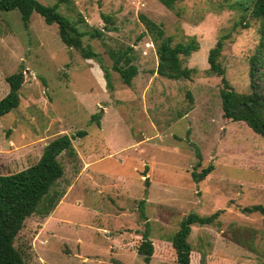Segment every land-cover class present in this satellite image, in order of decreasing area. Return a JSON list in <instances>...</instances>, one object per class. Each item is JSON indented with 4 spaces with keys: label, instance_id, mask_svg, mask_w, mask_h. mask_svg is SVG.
<instances>
[{
    "label": "rangeland",
    "instance_id": "374dc122",
    "mask_svg": "<svg viewBox=\"0 0 264 264\" xmlns=\"http://www.w3.org/2000/svg\"><path fill=\"white\" fill-rule=\"evenodd\" d=\"M237 1L248 3L180 0L170 9L159 0L61 2L64 14L84 16L83 29L104 31L87 35L85 44L110 68V82L98 60L62 41L58 24L34 12L26 26L19 9H0V99L10 90L9 75H26L19 107L0 118V174L37 163L59 135L88 132L73 139L75 157H60L65 174L52 193L70 192L54 218L33 214L16 238L26 264H177L171 238L181 220L220 209L219 224L193 226L192 264H264V215L243 211L264 205V137L224 116L222 77L208 72L211 48L227 36L220 57L226 76L237 91L249 90L260 21ZM144 16L175 43L197 38L200 49L185 61L196 69L191 79L158 74ZM130 47L139 68L131 86L110 55ZM211 164L196 182L193 172ZM142 199L156 242L150 261L134 250L147 224Z\"/></svg>",
    "mask_w": 264,
    "mask_h": 264
},
{
    "label": "trees",
    "instance_id": "16d2710c",
    "mask_svg": "<svg viewBox=\"0 0 264 264\" xmlns=\"http://www.w3.org/2000/svg\"><path fill=\"white\" fill-rule=\"evenodd\" d=\"M70 0H59L55 4H46L41 0H0V9L10 11L19 9L23 22L28 26L31 16L38 12L48 24H58L62 41L71 48H75L87 59L98 60L99 54L85 44V37L100 38L104 31L100 29H83L82 22H87L79 13L78 19L60 11V3ZM167 8L175 9L180 0H159ZM244 11H250L253 19L260 21V42L250 59V87L246 92L237 91L226 76V68L220 61L225 38L218 40L209 52L208 72L222 77L221 88L222 107L224 116L233 121L245 122L256 134L264 137V0H248V3L237 1ZM110 21V15H104ZM146 25V34L154 41L158 54L159 75L169 79H191L196 73L195 68L185 64L186 58L200 49L195 36L189 41L174 42L172 35H167L161 24L143 17ZM109 28L108 25H105ZM143 34H145L143 32ZM132 48L110 49L113 59L112 68L117 71L123 82L132 85L139 68L134 63V56L130 54ZM106 78L110 82L111 70L101 60H98ZM24 70H20L7 77L9 92L0 99V118L10 113L20 105V90L25 83ZM103 111L94 117L100 123ZM87 131L80 130L76 135L62 134L50 141L44 148L39 161L26 169L9 174H0V264H26L22 252L15 245L16 238L23 229L28 217L35 213L48 216L57 207L64 193L53 188L65 174V166L60 157L65 154L70 157L77 155L73 144L75 137H85ZM214 170L209 165L202 172H193V178L200 182ZM47 201V202H46ZM146 200L140 202L141 216L145 217ZM246 213L260 212L264 215V205L255 204L243 208ZM223 210H217L210 215H201L190 212L180 222L178 230L171 238L175 249L177 264H192L193 245L190 241L193 226L215 225ZM151 227L147 222L142 233V240L137 247L139 254H143L150 261L155 253V242L151 238Z\"/></svg>",
    "mask_w": 264,
    "mask_h": 264
},
{
    "label": "crops",
    "instance_id": "0c3cea01",
    "mask_svg": "<svg viewBox=\"0 0 264 264\" xmlns=\"http://www.w3.org/2000/svg\"><path fill=\"white\" fill-rule=\"evenodd\" d=\"M102 126H103V125H101V127H102ZM111 142L116 143L114 139H112ZM73 144H74V143H73ZM42 154H43V153H42ZM41 156H42V155H41ZM69 192H70V189L67 191L66 194L64 193V195L62 196V198H61V200L59 201V203H58L57 207L55 208V210L59 207V205H62V204H63V201L68 197ZM142 200H143V199H142ZM142 200H141V201H142ZM144 200H146V199H144ZM141 201H140V202H141ZM78 202H79V201H78ZM146 204H147V200H146ZM145 207H146V205H145ZM55 210L52 212V214H51V216L49 217V219L54 218V216H55ZM144 219H147V218H144ZM48 221H49V220H48ZM48 221H47V222H48ZM47 222H45V224H46ZM147 222H148V223L150 222L149 218L147 219ZM149 224H150V223H149ZM46 228H47V227H46ZM46 228L43 227L42 231H45ZM151 238L153 239V237H152V231H151ZM153 241H154V239H153ZM154 242H155V241H154ZM155 244H156V242H155ZM134 250L137 251V247L134 248ZM137 252H138V251H137Z\"/></svg>",
    "mask_w": 264,
    "mask_h": 264
}]
</instances>
